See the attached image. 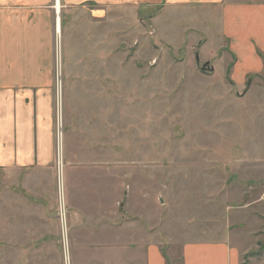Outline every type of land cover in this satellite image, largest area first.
I'll use <instances>...</instances> for the list:
<instances>
[{
  "label": "rangeland",
  "instance_id": "rangeland-1",
  "mask_svg": "<svg viewBox=\"0 0 264 264\" xmlns=\"http://www.w3.org/2000/svg\"><path fill=\"white\" fill-rule=\"evenodd\" d=\"M53 4L0 0V96L47 152L0 168V264H112L134 237L166 264L198 243L264 264V53L236 68L165 0Z\"/></svg>",
  "mask_w": 264,
  "mask_h": 264
},
{
  "label": "crops",
  "instance_id": "crops-1",
  "mask_svg": "<svg viewBox=\"0 0 264 264\" xmlns=\"http://www.w3.org/2000/svg\"><path fill=\"white\" fill-rule=\"evenodd\" d=\"M165 1L168 8L177 7L178 12L182 13L185 18L183 23L180 22L178 31H201L206 36L225 39L235 56L234 66H237L236 68L244 67L250 71L262 66L258 52L264 53V1ZM53 3V8L57 12L56 3H59L60 9V0H53ZM0 51H4L3 43L0 45ZM1 95L0 168L7 172L33 164L34 160L46 163L47 152L46 155L42 154L41 148L43 138L39 136L40 132L34 131L33 110L28 107L25 98H21V95L18 98L9 92ZM134 238V244L131 242L127 244L124 241L125 244L113 253L112 264H166L163 254L155 245L151 242L138 245L137 237ZM182 251V264H242L238 253L224 243L185 244ZM90 257V255L87 256L89 259ZM97 257L98 261L100 257V259H105L101 254Z\"/></svg>",
  "mask_w": 264,
  "mask_h": 264
},
{
  "label": "bare ground",
  "instance_id": "bare-ground-1",
  "mask_svg": "<svg viewBox=\"0 0 264 264\" xmlns=\"http://www.w3.org/2000/svg\"><path fill=\"white\" fill-rule=\"evenodd\" d=\"M56 9H57V12H58V9H59V3H56ZM57 30H56V32H59V17H58V19H57Z\"/></svg>",
  "mask_w": 264,
  "mask_h": 264
}]
</instances>
